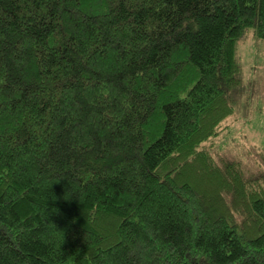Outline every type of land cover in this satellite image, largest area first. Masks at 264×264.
Segmentation results:
<instances>
[{
  "label": "trees",
  "instance_id": "trees-1",
  "mask_svg": "<svg viewBox=\"0 0 264 264\" xmlns=\"http://www.w3.org/2000/svg\"><path fill=\"white\" fill-rule=\"evenodd\" d=\"M264 0H0V264H264V163L214 142Z\"/></svg>",
  "mask_w": 264,
  "mask_h": 264
},
{
  "label": "rangeland",
  "instance_id": "rangeland-1",
  "mask_svg": "<svg viewBox=\"0 0 264 264\" xmlns=\"http://www.w3.org/2000/svg\"><path fill=\"white\" fill-rule=\"evenodd\" d=\"M238 54L244 92L235 114L224 123L229 128L214 142L223 152L256 170L264 163V41L256 37L253 28L239 41Z\"/></svg>",
  "mask_w": 264,
  "mask_h": 264
}]
</instances>
